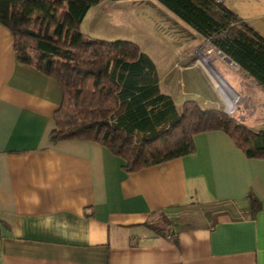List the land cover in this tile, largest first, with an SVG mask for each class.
Instances as JSON below:
<instances>
[{
    "label": "crops",
    "instance_id": "obj_1",
    "mask_svg": "<svg viewBox=\"0 0 264 264\" xmlns=\"http://www.w3.org/2000/svg\"><path fill=\"white\" fill-rule=\"evenodd\" d=\"M122 1L130 0L90 7L92 32L113 17L106 8ZM219 1L264 36V0ZM134 2L162 11L163 37L172 35L167 23L190 31L174 33L164 73L139 45L176 105L174 117L196 99L264 128V88L255 79L235 60L238 71L225 75L222 60L214 64L237 99L216 76L208 86L209 69L195 51L202 34L159 0ZM88 12L81 28L100 38L83 28ZM62 99L56 78L18 60L14 35L0 21V264H264V157L248 156L226 131L211 129L194 134L193 152L128 171L100 141L52 140ZM241 101L252 109L237 116ZM250 194L261 202L255 215ZM159 220L165 234L155 229Z\"/></svg>",
    "mask_w": 264,
    "mask_h": 264
},
{
    "label": "trees",
    "instance_id": "obj_2",
    "mask_svg": "<svg viewBox=\"0 0 264 264\" xmlns=\"http://www.w3.org/2000/svg\"><path fill=\"white\" fill-rule=\"evenodd\" d=\"M101 0H0V21L14 35L20 62L57 79L63 99L51 138L94 139L128 171L195 150V133L226 131L250 157H264V128L185 100L180 115L161 91L153 60L128 39L87 37L81 22ZM235 60L264 88V36L219 0H159ZM174 117V119H173ZM251 214L260 200L250 194ZM165 234L166 229L154 223Z\"/></svg>",
    "mask_w": 264,
    "mask_h": 264
},
{
    "label": "rangeland",
    "instance_id": "obj_3",
    "mask_svg": "<svg viewBox=\"0 0 264 264\" xmlns=\"http://www.w3.org/2000/svg\"><path fill=\"white\" fill-rule=\"evenodd\" d=\"M95 9V7H94ZM142 9L146 10L148 13L155 14V21L153 17L149 16L146 12L142 11ZM106 12L112 13L113 17L103 24L97 25V30L92 32V26H96L92 23V17L94 16L93 9L88 12L87 18L83 24V28L86 29L87 33H94L96 37H100L103 39L114 40L119 38L131 39L142 47L143 50L151 53L158 62L159 67L162 73L166 72L170 66L172 65L173 53L176 52V43L172 40L175 36L174 33L180 32L181 34H188L186 28L183 29L180 25H174L171 23H167V27L171 29L169 33L170 37H163L164 31L160 28L161 20L163 19L162 11L157 6L148 5V3H138L133 1H122V3H117L113 7L109 9L106 8ZM181 28V29H180ZM164 39L168 41H164ZM196 53L197 55L203 59L204 64L208 67L207 74L203 73V82L208 86L214 85L216 79L213 74L220 73L213 67L211 62H218L222 60H226L222 55H220V49L216 47L210 38L204 37L203 35L198 37L196 36ZM166 58H162V57ZM160 57V58H159ZM216 66V64H214ZM228 69H225V75H230L231 71H238V66L234 65V63L229 62L226 64ZM213 68V69H212ZM219 70V68L216 66ZM229 70V71H228ZM216 71V72H215ZM220 71V70H219ZM212 73V75H208ZM221 72V71H220ZM229 72V73H228ZM174 71L169 70L168 78L171 77ZM221 76V75H220ZM221 78L225 81L230 91L233 93L235 99H237L238 94L235 89L221 76ZM220 82V77H218ZM221 83V82H220ZM224 86L227 88L225 83L222 81ZM227 88V89H228ZM247 110V104L245 102H240L239 111L236 114L237 116L241 115L242 110ZM252 109V107H249ZM248 109V110H250ZM246 123L252 124L250 120H247ZM159 224L164 228H168L165 221L159 220Z\"/></svg>",
    "mask_w": 264,
    "mask_h": 264
},
{
    "label": "water",
    "instance_id": "obj_4",
    "mask_svg": "<svg viewBox=\"0 0 264 264\" xmlns=\"http://www.w3.org/2000/svg\"><path fill=\"white\" fill-rule=\"evenodd\" d=\"M220 55H222L228 62H232L234 64H237L232 57H230L229 55L225 54L222 50L219 51ZM211 64L213 65V67L220 73V75L230 84V82L227 80V78L216 68V66L213 64V62H211ZM231 85V84H230ZM232 86V85H231Z\"/></svg>",
    "mask_w": 264,
    "mask_h": 264
},
{
    "label": "bare ground",
    "instance_id": "obj_5",
    "mask_svg": "<svg viewBox=\"0 0 264 264\" xmlns=\"http://www.w3.org/2000/svg\"><path fill=\"white\" fill-rule=\"evenodd\" d=\"M213 69V68H212ZM216 72V71H215ZM214 76H216L217 78L218 77H220V82H221V85L222 86H224V84L222 83V81L225 83V81L221 78V76L220 75H218V74H214ZM225 85L227 86V84L225 83ZM225 87V86H224ZM227 88H228V86H227ZM221 90V89H220ZM228 90L230 91V89L228 88ZM227 92V91H226ZM231 92V91H230ZM232 93V92H231ZM233 94V93H232ZM226 98H228V97H226ZM223 100H224V98H223Z\"/></svg>",
    "mask_w": 264,
    "mask_h": 264
}]
</instances>
